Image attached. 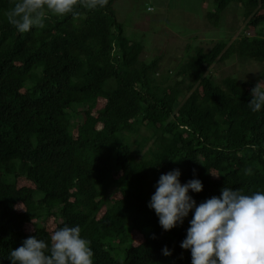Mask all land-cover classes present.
Listing matches in <instances>:
<instances>
[{
	"label": "trees",
	"instance_id": "obj_1",
	"mask_svg": "<svg viewBox=\"0 0 264 264\" xmlns=\"http://www.w3.org/2000/svg\"><path fill=\"white\" fill-rule=\"evenodd\" d=\"M117 1L20 33L6 16L17 0H0V264L64 226L91 241L93 264H191L194 209L165 231L149 207L161 175L202 181L197 205L224 187L264 191V107L248 105L264 79V0H204L209 26L232 18L236 37L207 49L193 36L166 69L126 36ZM235 60L261 66L257 79L209 73Z\"/></svg>",
	"mask_w": 264,
	"mask_h": 264
},
{
	"label": "clouds",
	"instance_id": "obj_2",
	"mask_svg": "<svg viewBox=\"0 0 264 264\" xmlns=\"http://www.w3.org/2000/svg\"><path fill=\"white\" fill-rule=\"evenodd\" d=\"M108 0H17L6 13L8 22L20 33L44 28L50 12L56 16L81 15L78 6L95 10L107 6ZM151 10V9H150ZM248 103L253 112L264 107V79L252 89ZM245 175H252L246 168ZM179 169L162 174L149 207L159 223L170 231L194 209L186 238L181 247L191 250V264H264V191L244 194L241 190L222 188L221 196L199 203L190 191H203L199 179L180 182ZM79 226H64L51 233L50 244L30 236L22 246L10 251L12 264H93L91 241L81 236ZM164 255H171L167 247Z\"/></svg>",
	"mask_w": 264,
	"mask_h": 264
},
{
	"label": "rangeland",
	"instance_id": "obj_3",
	"mask_svg": "<svg viewBox=\"0 0 264 264\" xmlns=\"http://www.w3.org/2000/svg\"><path fill=\"white\" fill-rule=\"evenodd\" d=\"M209 5L204 0H119L115 4V12L119 23L124 28L126 36L134 42H142L145 46L142 58L151 59L155 55L164 56L162 67L174 68L176 62L183 55L187 39L195 37L193 45H202L209 49L213 42L219 39H232L237 32L232 30V18L229 24L220 29L211 28L205 21V14ZM151 9V10H150ZM238 21L241 17L238 16ZM236 22V21H235ZM261 72L258 64L232 61L231 65H222L221 68L211 67L210 74L224 77L236 75L250 79H257ZM248 77V78H249ZM23 185L32 183L22 180ZM19 209L23 210L22 207ZM53 220L48 222V228L54 230ZM34 226H29L32 230ZM136 243L140 234H133Z\"/></svg>",
	"mask_w": 264,
	"mask_h": 264
}]
</instances>
